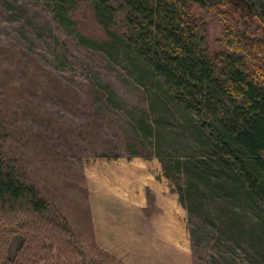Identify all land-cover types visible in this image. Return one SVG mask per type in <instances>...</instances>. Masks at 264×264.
Masks as SVG:
<instances>
[{"label":"rangeland","instance_id":"374dc122","mask_svg":"<svg viewBox=\"0 0 264 264\" xmlns=\"http://www.w3.org/2000/svg\"><path fill=\"white\" fill-rule=\"evenodd\" d=\"M226 8L256 31L259 21L247 3L229 0ZM91 15L81 8L79 27L100 34ZM203 16L210 45L218 49L223 23ZM137 81L104 53L82 47L44 4L0 0V110L10 132L4 151L49 202V213L68 223L87 259L264 264L235 234L192 213L181 199L187 170L202 164L201 140L184 110L162 105L156 119L151 94L144 97ZM180 159L191 165L178 168ZM9 238L13 257L20 236Z\"/></svg>","mask_w":264,"mask_h":264},{"label":"trees","instance_id":"16d2710c","mask_svg":"<svg viewBox=\"0 0 264 264\" xmlns=\"http://www.w3.org/2000/svg\"><path fill=\"white\" fill-rule=\"evenodd\" d=\"M32 1L44 4L82 47L131 70L144 97L151 94L156 119L163 106L192 117L204 157L201 166L187 170L181 199L263 261L264 0H243L259 21L253 32L226 8L229 0ZM83 7L100 34L80 29L77 13ZM204 13L223 23L218 49L210 45ZM4 113L0 110V264H106L87 259L68 223L49 213V202L5 153L10 132ZM146 125L151 132L152 124ZM177 162L178 168L191 165ZM12 233L20 242L10 257Z\"/></svg>","mask_w":264,"mask_h":264}]
</instances>
